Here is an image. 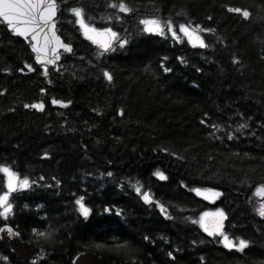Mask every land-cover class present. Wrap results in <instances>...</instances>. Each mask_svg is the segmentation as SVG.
Instances as JSON below:
<instances>
[{
    "label": "trees",
    "instance_id": "1",
    "mask_svg": "<svg viewBox=\"0 0 264 264\" xmlns=\"http://www.w3.org/2000/svg\"><path fill=\"white\" fill-rule=\"evenodd\" d=\"M114 2L56 0V31L73 52L53 70L0 21V166L29 181L0 227L42 249L36 264L82 252L115 264H264L254 196L264 186V0H124L127 14ZM73 9L116 33L108 51L82 37ZM151 19L199 27L206 46L147 34L140 22ZM195 190L220 195L210 203ZM214 210L246 248L193 222ZM0 264L26 263L0 241Z\"/></svg>",
    "mask_w": 264,
    "mask_h": 264
},
{
    "label": "snow or ice",
    "instance_id": "2",
    "mask_svg": "<svg viewBox=\"0 0 264 264\" xmlns=\"http://www.w3.org/2000/svg\"><path fill=\"white\" fill-rule=\"evenodd\" d=\"M109 7L117 9V11L121 13L127 14L131 11L124 3V0H118V2L111 3ZM23 9H27V11H23ZM229 11H235L237 13H241L245 18L249 16V13L241 9H232L229 8ZM73 14L77 17V23L80 24L81 28L84 29L86 38L91 39L90 36L87 35L88 32H96L95 29L88 27L83 19V12L81 9H73ZM14 13H19L21 16H26L27 19L20 21L21 23H24L26 25H31L33 27H26L24 29H21L20 27H17L15 24L12 23L13 20L16 19V16ZM56 14V0H0V18H2L3 21L8 22L10 28H13L16 34L19 35H26L29 31L34 32L35 35L33 36V39H36L37 36H39L40 32L44 31V27L48 26L52 21L53 17ZM141 24H144L145 31L151 32L158 30L160 33L163 32V28L160 26L159 22L156 20H142L140 22ZM155 26V28L150 27ZM39 29V31H37ZM54 29V23L51 24V28L49 30ZM167 29L169 32L173 31V26L171 23L167 25ZM179 30L181 33H183L185 36L189 37V42L193 43V37L196 41H198L199 47H205L204 41L196 35L199 31H205L203 29H200L197 27L196 29H191L190 26L180 25ZM97 35H110L112 38L116 39L117 35L115 32H112L110 29L105 30L103 33H97ZM173 38L178 39L176 34L173 32ZM97 41L93 40V43H96ZM124 42H121V47H123ZM193 46H197L196 43H193ZM65 49V51H71V49L67 45H61ZM103 50L108 51L111 47L110 43L105 42L103 45ZM34 51H38V49L34 46ZM103 54V53H101ZM39 60V57H38ZM31 67H29V71H31ZM46 71V70H45ZM104 76L106 79L111 81L112 76L110 73L105 72ZM53 103H59L58 101L53 100ZM66 107V105H61ZM25 107H31L36 110H42L43 105L42 104H32V105H25ZM243 127V125H242ZM231 138V137H230ZM0 173H2L6 178V186L8 191L4 194L0 195V208L3 209V211H0V216H3L6 218V216L11 212L12 205L9 202L10 194L17 190V181L20 188H26L29 186V181L27 179H20L15 175V173L12 172L11 169L7 167L0 166ZM160 179H165L166 177L163 176L162 173L157 172L155 173ZM137 193H140V188L137 187ZM198 195H201L199 191H197ZM214 196H219L220 193H211ZM256 195L258 196H264V186H261L259 189H257ZM142 198L145 200L146 203H151V198L147 193L142 194ZM207 198V197H205ZM82 199H79L76 201L77 205H79V210L81 212V215L87 217L89 214L88 208L84 206L82 203ZM164 211V209H162ZM257 212L259 215L264 217V204H261L260 207L257 209ZM209 215L208 213H205V216ZM215 215L223 216L224 214L222 212L216 213ZM204 216L200 218V221H193L194 223H200L201 227L208 233V235H221L223 237V243L225 247L231 249L236 248L239 251H242L244 248L248 246L247 242L244 240H240L238 245H234L232 241L229 239V237L222 232H216L213 233L212 231H209L207 226L203 223ZM38 235L43 236L44 233H39Z\"/></svg>",
    "mask_w": 264,
    "mask_h": 264
},
{
    "label": "water",
    "instance_id": "3",
    "mask_svg": "<svg viewBox=\"0 0 264 264\" xmlns=\"http://www.w3.org/2000/svg\"><path fill=\"white\" fill-rule=\"evenodd\" d=\"M27 11V9H23ZM58 13V6L56 3V14L53 17V21L44 27V31L40 32L36 39H33L34 32L29 31L26 35L16 34L13 28H10L9 23L0 18V21L6 25L8 31L12 35L20 40H23L30 45V51L33 55V61L35 65L39 67H45L49 70H53L57 64L60 63L61 54H72L73 49L71 45L66 44L56 31V17ZM16 19L12 21L17 27L24 29L26 27H33L26 25L20 21L26 20V16H21L19 13H14ZM54 23V29L51 28V24ZM39 31V29H37ZM61 45H67L71 51H65ZM36 47L38 51H34L33 47ZM39 57V60H38ZM261 187V186H260ZM258 187L257 189H259ZM257 189L254 191V196L257 200V209L261 204H264V196L256 195ZM256 213L259 218L264 221V217ZM0 241L9 252L18 260L25 262L26 264H36L42 257V249L33 243L22 240L20 234L10 224H4L0 227ZM72 264H115L105 257L98 256L93 253L82 252L73 258Z\"/></svg>",
    "mask_w": 264,
    "mask_h": 264
},
{
    "label": "rangeland",
    "instance_id": "4",
    "mask_svg": "<svg viewBox=\"0 0 264 264\" xmlns=\"http://www.w3.org/2000/svg\"><path fill=\"white\" fill-rule=\"evenodd\" d=\"M74 17H75V22L77 21V17L74 15ZM84 19V18H83ZM152 20V19H151ZM157 21V20H156ZM84 22H85V24L88 26V27H90V28H93V29H95L96 30V32H88L87 33V35L88 36H90L91 37V39H88V38H86V35H85V31H84V29H82L81 28V26H80V24H78L77 22H76V25L79 27V29H80V32H81V34H82V37L84 38V39H86L87 41H89V42H91L92 44H94V45H96V46H98V47H100V48H102L103 49V47H102V45L105 43V42H107V43H110L111 44V42L113 41V39L114 38H112L110 35H97V33H103V32H105V30H102V29H98V28H96L95 26H93V25H90V24H88L86 21H85V19H84ZM159 22V24H160V26L163 28V32L162 33H160L158 30H156V31H151V32H146L145 30V33H147V34H159V35H161V34H164V33H168L169 35H171L172 37H173V32L176 34V36L178 37V39L177 40H180L181 38H184L190 45H192L193 46V43H196L197 44V46H195V47H199V45H198V41H196L195 40V38L193 37V43H190L189 42V37L188 36H185L183 33H181L180 32V30H179V27L177 28V29H175L174 27H173V31L172 32H169L168 31V29H167V25L169 24V23H167V24H163L162 22H160V21H158ZM142 26H143V29H145V25L144 24H142ZM150 27H153V28H155V26H150ZM197 35V34H196ZM201 38V37H200ZM202 39V38H201ZM93 40H95V41H97L96 43H93ZM203 40V39H202ZM3 175V174H2ZM17 176V175H16ZM18 177V176H17ZM3 178H4V181H5V190H4V192L2 193V194H4L5 192H7L8 191V189H7V186H6V180H7V178L3 175ZM29 187V186H28ZM28 187H26V188H20L19 187V184H18V181H17V190H25V189H27ZM16 190V191H17ZM197 191H199L200 193H202L201 195H198L197 194ZM211 193H217L216 191H212V190H195V194L197 195V197L198 198H200V199H203V200H205V201H207V202H213V201H215L219 196H214V195H212ZM219 193V192H218ZM1 194V195H2ZM142 194L143 193H141L140 192V195L142 196ZM205 197H207V198H205ZM79 206V205H78ZM1 211H3V209L1 208ZM219 212H222L224 215L223 216H219V215H215L216 213H219ZM205 213H208L209 215H207V216H205ZM9 215V214H8ZM7 215V216H8ZM202 216H204V221H203V223L207 226V228L209 229V231H212L213 233H216V232H222L223 234H224V232H223V225H224V220H225V213L222 211V210H214V211H206V212H203L202 214H200V216L198 217V219H197V221H200V218L202 217ZM198 226L200 227V229L203 231V232H205L206 234H208L206 231H204V229L201 227V224L200 223H198ZM214 235H216V234H214ZM212 236V235H211ZM217 236H220V239H221V245L223 246V247H225V245H224V243H223V237L221 236V235H217ZM231 240V239H230ZM232 241V243L234 244V245H238L239 244V241H235V240H231ZM225 248H227V247H225ZM227 249H229V248H227ZM231 249H233V250H237L235 247L234 248H231Z\"/></svg>",
    "mask_w": 264,
    "mask_h": 264
}]
</instances>
